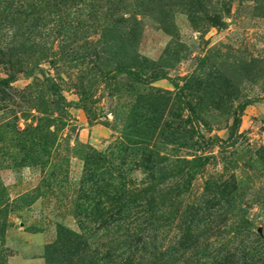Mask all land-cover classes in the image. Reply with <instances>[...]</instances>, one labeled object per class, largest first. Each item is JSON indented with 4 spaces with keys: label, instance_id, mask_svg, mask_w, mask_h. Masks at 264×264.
Wrapping results in <instances>:
<instances>
[{
    "label": "rangeland",
    "instance_id": "1",
    "mask_svg": "<svg viewBox=\"0 0 264 264\" xmlns=\"http://www.w3.org/2000/svg\"><path fill=\"white\" fill-rule=\"evenodd\" d=\"M0 81V264H264V0H0Z\"/></svg>",
    "mask_w": 264,
    "mask_h": 264
},
{
    "label": "trees",
    "instance_id": "2",
    "mask_svg": "<svg viewBox=\"0 0 264 264\" xmlns=\"http://www.w3.org/2000/svg\"><path fill=\"white\" fill-rule=\"evenodd\" d=\"M4 83L0 81V84ZM251 100L246 101L242 106L241 109H244L247 105L251 104ZM153 169L152 166H147L148 169ZM89 170V169H88ZM90 173L84 178L87 181L90 178ZM98 185V183H97ZM103 185L96 186V196L103 199L107 197V194L104 190H102ZM160 199L156 198L155 203L158 204ZM102 204V203H99ZM101 216V220L106 222L109 220L111 216H108L106 213H94L93 216ZM56 250L59 251L60 249H64L62 252L64 257L65 264H106L105 257L98 256L99 252L92 251L89 247V244L84 241V235L76 233L66 228H60L58 231V240L56 245ZM58 246V247H57ZM51 248V247H50ZM53 248V247H52ZM55 248V247H54ZM110 264H142V261H139L133 255L126 259H120L117 257L116 259H112ZM48 264H56L53 260L48 258Z\"/></svg>",
    "mask_w": 264,
    "mask_h": 264
}]
</instances>
